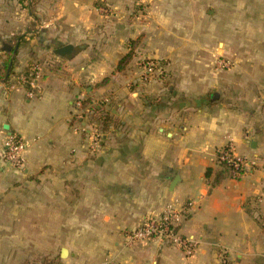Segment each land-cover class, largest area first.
Wrapping results in <instances>:
<instances>
[{"label": "crops", "instance_id": "obj_1", "mask_svg": "<svg viewBox=\"0 0 264 264\" xmlns=\"http://www.w3.org/2000/svg\"><path fill=\"white\" fill-rule=\"evenodd\" d=\"M143 1L144 22L135 0H0V264L58 253L74 264H264V0H209V14L206 0ZM65 45L71 55L56 56ZM140 56L164 77L142 82ZM36 64L29 99L18 77ZM86 96L88 112L75 106ZM13 133L27 146L21 171L1 158ZM226 145L253 165L214 184ZM188 202L180 233L198 242L192 257L159 241L125 246L144 217Z\"/></svg>", "mask_w": 264, "mask_h": 264}, {"label": "built area", "instance_id": "obj_2", "mask_svg": "<svg viewBox=\"0 0 264 264\" xmlns=\"http://www.w3.org/2000/svg\"><path fill=\"white\" fill-rule=\"evenodd\" d=\"M220 68H229L230 63L221 60L217 63ZM140 78L142 82L148 83L164 77V65L156 59L139 57ZM43 72L39 65H33L27 72L18 77V82L24 84L26 95L29 99H35L40 94V84ZM264 99V90L262 93ZM83 98L77 99L75 106L79 110H89L82 107ZM101 102H107L104 99ZM80 129L83 128L80 126ZM84 132V130H82ZM92 142V150H95L99 136L95 130L88 134ZM26 142L17 134H9L2 146L1 158L3 162L15 171H21L24 167V156L26 152ZM216 160L231 165L234 169L233 178L240 177L245 169L253 165L252 161L236 155L231 145H226L216 153ZM192 202L186 203L184 207L177 208L173 204H167L158 215L144 217L141 225L133 230L124 233L125 246L146 245L152 241H159L180 249L186 257H192L198 247V242L193 237H187L180 233V225L188 214V209Z\"/></svg>", "mask_w": 264, "mask_h": 264}, {"label": "rangeland", "instance_id": "obj_3", "mask_svg": "<svg viewBox=\"0 0 264 264\" xmlns=\"http://www.w3.org/2000/svg\"><path fill=\"white\" fill-rule=\"evenodd\" d=\"M135 4L136 5H135V8H134V13L140 18V21L141 22H144L146 16L149 13V8H148V6H146V3L143 0H135ZM202 8L204 9L205 14H209V11H210L209 0H206L205 2L203 1ZM130 44L134 45V50L137 49V47L139 48V47L142 46L140 44V40L139 39L131 40L130 41ZM164 56H169V55L164 54ZM175 56H177V55H172L169 59H167L168 63L171 64V61L172 62L173 61H176ZM151 59H153V58H151ZM212 60H213V66H214V69L215 70H217L219 72L227 71L228 68H220L217 63L219 61H221V60H225L227 62H230V61H228L225 58H221V56H213ZM38 260L40 261V263H38V264H74V263H72V261H70L71 260L70 258L69 259H66L63 256L60 257L59 253L57 255H55V256H52V255H42V257H40ZM38 260H37V262H38ZM31 262H33V261H30V260L27 261L25 259V260H22V261H20L18 263H14V264H32Z\"/></svg>", "mask_w": 264, "mask_h": 264}, {"label": "trees", "instance_id": "obj_4", "mask_svg": "<svg viewBox=\"0 0 264 264\" xmlns=\"http://www.w3.org/2000/svg\"><path fill=\"white\" fill-rule=\"evenodd\" d=\"M8 64H9V61H7L6 64H5L4 73L6 72ZM31 67L32 66H30V68ZM89 101L90 100L86 96V98L82 101V107H85L89 103ZM94 110L98 111V108L95 107ZM216 165L219 167L220 170H219V172L217 173V175L215 177L214 184H217L220 180H222L224 178H233L234 169H233V167L231 165H229L227 163H224V162H219L218 160H216ZM210 174H211V169H208L206 171V173H205L206 178H209Z\"/></svg>", "mask_w": 264, "mask_h": 264}, {"label": "water", "instance_id": "obj_5", "mask_svg": "<svg viewBox=\"0 0 264 264\" xmlns=\"http://www.w3.org/2000/svg\"><path fill=\"white\" fill-rule=\"evenodd\" d=\"M2 50L10 52L11 47L5 43H2ZM72 51H73V47L71 45H65L63 47L55 49L54 54L58 57L65 58L67 56H70ZM14 53H15V50H14ZM8 72H9V68H8ZM5 129H7V127H5Z\"/></svg>", "mask_w": 264, "mask_h": 264}]
</instances>
